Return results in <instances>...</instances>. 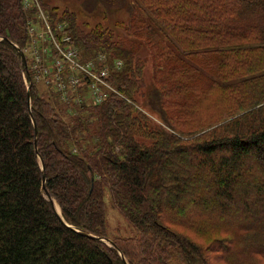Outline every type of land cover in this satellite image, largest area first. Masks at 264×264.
I'll use <instances>...</instances> for the list:
<instances>
[{"label":"trees","instance_id":"trees-1","mask_svg":"<svg viewBox=\"0 0 264 264\" xmlns=\"http://www.w3.org/2000/svg\"><path fill=\"white\" fill-rule=\"evenodd\" d=\"M101 2L126 8L127 37L104 25L80 31L68 11L60 20L86 53L124 61L109 81L129 101L113 93L89 110L96 119L70 124L15 46L28 39L22 0H0V264H208L176 227L232 235L247 246L234 264H264V0ZM142 48L153 66L148 96ZM215 94L233 104L202 118ZM139 95L170 130L135 107ZM41 158L64 221L45 196ZM108 193L140 233L138 250L82 234L108 238Z\"/></svg>","mask_w":264,"mask_h":264},{"label":"rangeland","instance_id":"rangeland-1","mask_svg":"<svg viewBox=\"0 0 264 264\" xmlns=\"http://www.w3.org/2000/svg\"><path fill=\"white\" fill-rule=\"evenodd\" d=\"M28 1L22 0V9L26 15L28 35L22 51L26 55L32 81L39 91V95L50 101L54 110L56 109L61 117L66 122H70V124L79 115L82 120L84 117L90 116L92 112L89 110L108 101L113 93H116L117 97L126 100L127 98L116 90L109 81L112 73L124 68V61L116 60L112 67L109 60H106L105 64L107 67L104 68L105 53L97 51L89 54L79 46H77L79 49L76 48L73 44L72 36L66 30L69 24L60 20L66 14L65 12L68 11L70 14H76L77 29L80 31L90 33L97 26L104 25L113 29L117 37L123 38L127 37L125 25L128 22V14L126 8H117L115 5L110 9L102 4V0H38V3L36 0H30L31 6L28 4ZM94 2H99L97 10H94L95 6L92 5ZM55 10L58 13L57 18L52 15V11L55 12ZM67 37H70V41L63 43ZM55 44H60L64 50L71 46L73 47L70 49H77V51H68L69 53L71 52L70 54L77 53L78 60L74 59L71 63V67L75 71L73 74L71 72L63 74L67 68L62 69L65 71L60 73L56 66H54L53 59H55V56L52 53H55V50H52V48ZM139 57L146 61L144 74L148 88L141 92L147 94L152 86L153 66L146 48H142ZM41 58H43L42 61L39 60ZM75 82H79V85L85 88H79V91L71 94V85ZM75 89L77 88L75 87ZM217 96L218 94H215L207 99L201 109H199L202 118L217 116L221 113L223 107L233 104L230 101L219 100ZM145 99V96L139 95L136 97L137 103H134L132 100L130 101L136 105V108L146 112L154 127H163L166 130H170L158 112H150L148 110L149 107L145 103ZM92 118L96 119L94 115ZM95 124L93 127H95ZM196 136L194 135L193 137ZM105 201L108 222L107 239L113 242L116 241L122 245L132 246L138 250V242L141 239L138 230L124 218L121 211L113 203L112 196L109 193L106 194ZM58 207L60 208L59 204ZM181 214L185 217L186 212L181 211ZM202 226L205 227L202 224L199 225V227ZM176 229L191 237L194 242L202 246V253L208 264H234L240 261V259H245L242 255L246 254V244L234 245L233 242L236 239L234 240L232 235L209 234L207 232L203 234L206 236H201L179 227H176ZM217 240H223L227 243L229 240V245H218L215 243ZM106 244L112 247L110 243L106 242ZM138 256L145 258L141 252L138 253ZM169 264L184 263L182 260L173 259Z\"/></svg>","mask_w":264,"mask_h":264},{"label":"built area","instance_id":"built-area-1","mask_svg":"<svg viewBox=\"0 0 264 264\" xmlns=\"http://www.w3.org/2000/svg\"><path fill=\"white\" fill-rule=\"evenodd\" d=\"M36 2L38 3V0H36ZM28 4H30V6L32 5L31 2H30V0L28 1ZM69 41H70V37H67V38L64 39L63 43H68ZM73 44L76 46L75 43H73ZM71 47H73V46H71ZM71 47H69L66 50H64V49L61 48V45L60 44H55L54 47L52 48V50H55V53H52L55 56V59H53V64L60 71V73H62L63 71H65V70H62V69H66V68L67 69H66V71L63 74H67L69 72H71V74H73L75 72L74 69L71 67L72 66L71 63L73 62L74 59L75 60H78L77 53L70 54L71 52L69 53L68 51H77V49L76 50L70 49ZM76 48H78V47L76 46ZM39 60L42 61L43 58H41ZM106 60H107V57H105V59L103 61L104 68L107 67V65L105 64ZM75 70H77V69H75ZM78 70H80V69H78ZM71 86H72L71 94H74V93H76V91H79V88H82V89L85 88V87L83 88V86H80L79 85V82H75ZM75 87L77 89H75ZM82 89H80V90H82Z\"/></svg>","mask_w":264,"mask_h":264},{"label":"water","instance_id":"water-1","mask_svg":"<svg viewBox=\"0 0 264 264\" xmlns=\"http://www.w3.org/2000/svg\"><path fill=\"white\" fill-rule=\"evenodd\" d=\"M15 46L18 48V50L20 52V55H21L23 63L27 66L28 62H27V58H26V55H25L24 51H22V49H20L18 45H15ZM31 104H32L31 103V94H30V88H29V108H30V112L32 114ZM34 124H35V128H36V132L38 133V131H37V123H36L35 119H34ZM36 147L38 149V146H36ZM41 161H42V166H43V170H44V174H43V190L45 192V196L52 203L53 209L56 212V214L62 219V221H64V219L62 218V213L59 212L57 207H56V201L54 200V198L52 197V195L50 194V192H49V190L47 188V175H46V172H45L44 162H43L42 158H41ZM67 226H69V225L67 224ZM69 227L72 228V229H75V228H73L71 226H69ZM75 230H77V229H75ZM77 231L81 232L79 230H77ZM82 234H84L85 236H87L89 238H92L94 240H100L102 242H108V243H110L112 245V247H114V248L116 247L117 248L115 243L113 241H111L110 239L98 238L95 235L90 234L88 232H82ZM121 256L125 260V262L127 263V260H126L125 256L122 253H121Z\"/></svg>","mask_w":264,"mask_h":264},{"label":"bare ground","instance_id":"bare-ground-1","mask_svg":"<svg viewBox=\"0 0 264 264\" xmlns=\"http://www.w3.org/2000/svg\"><path fill=\"white\" fill-rule=\"evenodd\" d=\"M56 207L58 209L59 212H61L60 208L58 207V204L56 203Z\"/></svg>","mask_w":264,"mask_h":264}]
</instances>
